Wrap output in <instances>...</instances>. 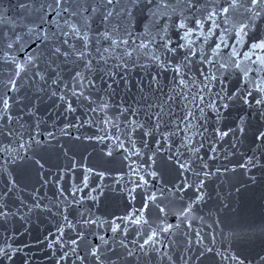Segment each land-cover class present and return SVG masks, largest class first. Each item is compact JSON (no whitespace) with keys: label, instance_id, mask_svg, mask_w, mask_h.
Masks as SVG:
<instances>
[{"label":"snow or ice","instance_id":"snow-or-ice-1","mask_svg":"<svg viewBox=\"0 0 264 264\" xmlns=\"http://www.w3.org/2000/svg\"><path fill=\"white\" fill-rule=\"evenodd\" d=\"M12 8L15 17L0 13V222L57 217L55 233L38 240L54 264L164 259L165 241L186 223L191 231L207 180L239 169L255 182L248 174L264 170V126L249 155L246 117L227 130L220 123L237 103L264 121V0H17ZM137 12L144 23L133 30ZM136 69L147 88L141 77L138 98L115 103L113 86H127ZM45 98L60 124L37 115ZM229 136L222 154L217 145ZM49 185L53 194L42 196ZM208 227L195 233L197 259L214 253L245 264L216 247ZM10 240L0 244V264L23 253Z\"/></svg>","mask_w":264,"mask_h":264},{"label":"water","instance_id":"water-1","mask_svg":"<svg viewBox=\"0 0 264 264\" xmlns=\"http://www.w3.org/2000/svg\"><path fill=\"white\" fill-rule=\"evenodd\" d=\"M16 3L17 0H0V13H2L4 8H8L7 15L15 17L17 10L13 9L12 5ZM143 23L144 18L137 12L136 18L132 21L133 30L142 29ZM93 27H99L102 30L103 25L97 20ZM261 27L264 28V25ZM248 42L251 43V39ZM148 70L154 71L151 68ZM141 77H143L142 86L147 88L149 77L145 71L140 69L134 70L129 75V84L127 86L123 83L118 87L114 85L115 103L119 104L122 98L128 103H132L134 99L138 98L137 94L139 87H141L139 83ZM169 78L168 74L164 75L165 82ZM128 88L131 91H128ZM39 109L37 115L41 120L46 121L49 125L53 122L60 124L62 120L60 111L47 98H45L43 104L39 105ZM240 116L246 117V132L242 138L243 146L241 151L247 150L250 155L251 148L256 147V143H258L253 142L254 134H257L256 129L264 126V121H261L259 116L253 115L251 111H247L237 103L224 113L220 122L221 127L227 130V126H234L233 121L238 120ZM211 119L213 122L215 121V117ZM232 142L233 138L231 136L227 137L225 141H221L217 145L218 151L222 154H227ZM238 155L230 158L236 159ZM220 162H224L223 155H221ZM228 167L231 169L235 165L229 164ZM221 172L223 173V169H221ZM53 173H55L54 168ZM248 175H254L256 181L248 180L247 175H244L242 170L239 169L235 173H225L207 180L204 191L208 193V199L204 205L198 206V211L195 214L197 219L188 222L191 223V231H187L186 223L175 231L169 240L165 241L168 247L162 250L167 253L164 259H161V256L156 253L142 254L134 264H185V262L187 264H232L230 260H221L214 253L206 254L197 259L199 251L195 241V233L198 230L204 233L212 232L213 229L208 227L209 224H212L213 228H215L216 247L220 248L222 252L225 249L228 250L224 253L225 255L237 254L245 260V264H249V262L250 264H259V257L264 256V170L253 169ZM72 182L73 176L69 175L67 184L70 185ZM36 187H39V185H36ZM54 190V187L49 185L46 188H42L40 194L42 196L45 194L51 196ZM25 191L27 192V189ZM140 199L141 197L138 195V205ZM109 210L119 215L122 213L123 208ZM54 211L55 209H53ZM201 215L205 217L203 222L199 220ZM57 219L52 214L44 212L33 213L30 224L21 225L12 219L6 224L0 222V244L7 237L13 236L14 240H10L9 243H12L13 247L23 248V253H27V256H24L23 253L19 254L16 257L15 264H23L24 259H29V264H54L52 253L47 250L46 243H38V240L42 241L44 236H47L50 231L55 233ZM168 222L173 225L177 223L175 217L171 215L168 217ZM108 235H111V233H108ZM88 239L94 244L99 243L98 240L91 236ZM210 239L209 237L205 243L209 244ZM189 240L192 242L191 247L188 244ZM24 245L29 247L25 248ZM115 259V257H112V260ZM68 264H72V261L69 260Z\"/></svg>","mask_w":264,"mask_h":264}]
</instances>
